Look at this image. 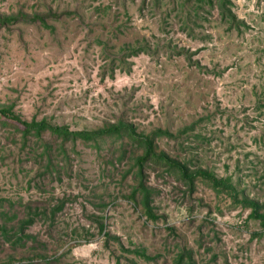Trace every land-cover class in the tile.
<instances>
[{
  "label": "rangeland",
  "instance_id": "obj_1",
  "mask_svg": "<svg viewBox=\"0 0 264 264\" xmlns=\"http://www.w3.org/2000/svg\"><path fill=\"white\" fill-rule=\"evenodd\" d=\"M226 2L236 22L223 17L222 0H0L1 16L46 17L0 23V107L72 130L120 120L147 133L190 128L161 146L234 175L264 203V0ZM44 137L50 155L43 140L0 121V227L12 232L36 218L31 237L0 229V264H47L44 256L63 254L53 264H131L127 250L142 247L156 261L135 257L138 264H175L186 247L195 264H264L252 209L222 200L211 185L199 181L189 192L174 172L148 168L159 216L148 220L127 197L139 183L141 148L118 138L61 148L51 132ZM63 202L54 221L30 212ZM95 215L119 240L105 246ZM86 230L91 241L74 239Z\"/></svg>",
  "mask_w": 264,
  "mask_h": 264
},
{
  "label": "trees",
  "instance_id": "obj_2",
  "mask_svg": "<svg viewBox=\"0 0 264 264\" xmlns=\"http://www.w3.org/2000/svg\"><path fill=\"white\" fill-rule=\"evenodd\" d=\"M222 1L223 17L229 16L232 21L236 22L237 16L233 14L231 9L227 7L226 0ZM20 21L33 23L41 21L42 23H45L46 17L43 16L41 12H37V14L34 15H28L22 11L19 15H0V23L3 25L14 24ZM142 50H144V47L135 48L133 53L138 54ZM0 121H2L3 124L7 123L14 125L16 129L23 133V136L26 140L31 138V136L43 140L44 146H47L45 153L48 155H50V146H53L51 142L45 141L44 136L48 132H51L56 139H61V148H64L68 141H72L73 143L80 141L85 144L94 143L95 145H99L100 142L106 138H118L123 143V146H137L138 148H141L142 152L135 155V165L137 167L136 174L139 177V183L127 197L130 201H132L136 208L139 206L144 207L143 216H146L148 220L156 222L159 220V216L154 212L152 207L151 187L145 183L146 172L148 168L154 170L165 168L171 172H174L178 176V180H181L185 185H187L189 192H192L195 188H197L199 181H203L211 185L218 192L222 200L230 201L234 207L252 209L248 220L259 221L262 229L264 230V203L261 201V199L254 198L249 195L247 189L242 185V182L238 181L234 175H222L210 166L190 165L185 155L181 156L161 146V140H179L183 133H187L190 128H186L176 134L168 129L164 130L161 128L147 133L140 131L133 123L120 120L119 122L115 123L106 122L103 126L96 129L72 130L67 125L60 126L55 124L47 117L42 120H25L20 114L15 113L11 106L0 107ZM126 139L128 140V143L125 145ZM64 205L65 203L63 202L50 212L49 209H45L43 212H34L33 209H31L32 207H30V212L31 214H41L42 218L51 219L54 221L57 217L58 211L63 209ZM111 205V203H104L103 207L108 208ZM219 211L223 212L221 208H219ZM94 217L98 224L99 235L104 236L105 238L104 242L106 247L110 245L111 240H119L118 237H114L110 232L109 226L106 224V219L108 218H106L104 215H95ZM35 221V216H31V218L25 224L14 225L11 228L12 232H9V226L6 223H4L0 229H2L7 236L12 233V235L15 237H31L30 235H27L26 229ZM94 237V232L86 230L83 234L80 233L76 235L74 239L79 238V240L84 239L89 242ZM62 245L63 248H66L68 244L66 242ZM127 251L134 254L135 257L142 258L148 262L156 261V257L154 255H150L144 247L135 248L133 250L129 249ZM192 254H194V250L192 248H183L182 252L177 255L175 264H195ZM63 255L56 258L54 261L49 259L47 260V256H44V261L47 262V264H53L54 262L60 260ZM135 257L128 256L127 260L130 261L131 264H138ZM119 263L121 264L120 260Z\"/></svg>",
  "mask_w": 264,
  "mask_h": 264
}]
</instances>
